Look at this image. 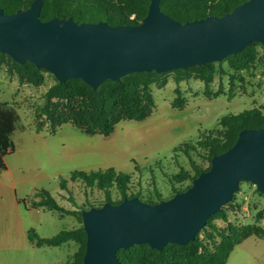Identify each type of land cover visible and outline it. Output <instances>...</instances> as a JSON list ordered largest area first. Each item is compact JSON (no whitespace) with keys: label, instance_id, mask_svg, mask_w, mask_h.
<instances>
[{"label":"rangeland","instance_id":"obj_1","mask_svg":"<svg viewBox=\"0 0 264 264\" xmlns=\"http://www.w3.org/2000/svg\"><path fill=\"white\" fill-rule=\"evenodd\" d=\"M242 57H226L212 62L204 70L179 72L174 69L162 76H153L149 84L156 104L153 113L141 120L120 121L110 135H89L72 123L62 125L53 134L43 130L44 134L36 137L32 149L38 163L33 173L35 183L18 187L20 203L17 193L11 189L0 194V264H76V253L81 247L79 238L61 246L36 247L27 237L32 228L42 236L78 228L83 225L82 209L98 207L108 201L106 191L88 186L80 179L72 180L74 171L112 169L116 173L130 174L128 194H135L143 201L156 199L157 191L168 199L191 185L195 168L182 152L184 145L196 144L210 131L218 130L224 116L255 108L264 112V46L258 44ZM128 81H136L135 87L141 88L139 78L129 77ZM57 82L51 72L31 64L19 65L0 52V104L13 107L19 114L18 128L13 135L16 151L7 156L12 168L21 163L22 129L28 126L36 129L37 112L44 105L47 92L56 87ZM54 94L52 100L64 106L66 100L58 90ZM40 123L44 129H50L46 115L41 117ZM77 134L82 139L77 138ZM69 143L83 147L75 155L71 153L70 162L63 161ZM191 157L204 168L210 163L204 150H191ZM181 168L185 171L181 172ZM13 170L3 171L0 182L11 183L14 175L24 178L27 174ZM62 178L67 179L66 189L59 184ZM41 189L48 190L64 211L45 210L47 208L36 205L40 196L34 193ZM110 197L114 202L122 198L117 187L110 188ZM25 203L44 210L26 209ZM222 207L228 219L214 217L211 224L222 229L228 227V222L264 228V194L255 184L241 182L233 200ZM208 232L220 241L212 226H206L200 231L197 244L188 248L193 255L202 254L205 246L213 249V243L207 239ZM254 255L264 263V239L245 240L235 248L227 264H255Z\"/></svg>","mask_w":264,"mask_h":264},{"label":"water","instance_id":"obj_2","mask_svg":"<svg viewBox=\"0 0 264 264\" xmlns=\"http://www.w3.org/2000/svg\"><path fill=\"white\" fill-rule=\"evenodd\" d=\"M150 0L138 24L78 22L73 17L41 20L44 0L6 13L0 6V52L33 63L60 83L81 78L94 90L133 72L158 73L219 62L253 42L264 46V0H246L222 15L180 22ZM241 182L264 194V127L244 128L235 143L213 156L210 168L184 191L157 203L126 197L82 209L87 235L83 264H123L118 250L147 243L194 241L207 220L231 202Z\"/></svg>","mask_w":264,"mask_h":264},{"label":"trees","instance_id":"obj_3","mask_svg":"<svg viewBox=\"0 0 264 264\" xmlns=\"http://www.w3.org/2000/svg\"><path fill=\"white\" fill-rule=\"evenodd\" d=\"M32 1L0 0V6L6 13H13L18 9L29 7ZM244 1L246 0H162L160 7L164 12L184 23L204 18L209 14L222 16ZM149 4L150 0H44L40 18L46 21L53 17L68 18L71 16L78 22L104 20L112 25L138 24L146 16ZM132 15L135 16L132 17ZM258 44L261 43L253 42L241 52L229 56L243 58L242 56H245L249 49ZM18 64L35 66L31 62ZM210 65L211 63H205L175 70L179 72H189L193 69L204 70ZM163 73L133 72L124 76L120 81L105 80L98 90H94L81 78H70L64 83L57 82L56 87L47 92L46 101L37 112L36 130L38 132L45 130L53 134L64 123H72L88 134L110 135L120 121L141 120L153 113L156 104L149 90V84L153 81V76H162ZM129 77L139 78L141 88L135 87L138 84L136 81L130 83ZM55 90H58L62 98L66 100L62 107L52 100ZM174 105L177 106V104ZM59 107H61L60 111ZM43 115L49 119L50 129H44L40 123ZM18 122L17 111L13 107L0 104V172L7 169L6 158L15 151L13 135L18 128ZM219 125L218 130L210 131L196 144H185L182 148V152L190 158L195 168L192 180L210 168L214 155L226 151L235 143L242 129L264 127V112L261 108H255L238 114H229L220 119ZM191 150L197 152L204 150L210 161L209 165L205 168L197 165L191 157ZM184 171L185 169L181 168V172ZM175 177L178 178V176ZM71 178L72 180H83L88 186H97L106 191L107 200L113 204L120 203L126 197L137 196L128 194L131 176L127 173H116L112 169L90 172L78 170L72 172ZM66 183L67 179L62 178L61 188L66 189ZM113 186L117 187L122 195V198L116 202L110 197V188ZM189 186L176 192L184 191ZM156 195V199L148 198L144 201L157 203L164 199L158 191ZM35 196H40L36 205L48 210L64 211V207L49 191L37 190ZM92 207L96 206L92 205ZM80 215L82 217V210ZM219 216L225 220L228 219L223 207L208 218L206 226H212L215 233L220 236V241H217L212 232H208L207 239L213 243V249L205 246L200 255L195 256L188 249L191 245L197 244L199 232L194 241L185 245L169 243L162 250H157L147 243L135 244L126 249H119L118 256L123 264H225L235 246L245 238L252 235L264 237V228L255 225L239 226L228 222V227L222 229L211 224V220ZM74 238H79L81 241L80 250L76 253V264H83L87 240L83 225L78 228L63 229L52 236H42L34 228L28 231L29 241L36 246H61Z\"/></svg>","mask_w":264,"mask_h":264},{"label":"crops","instance_id":"obj_4","mask_svg":"<svg viewBox=\"0 0 264 264\" xmlns=\"http://www.w3.org/2000/svg\"><path fill=\"white\" fill-rule=\"evenodd\" d=\"M66 124V123H64ZM63 124V125H64ZM62 128V125L61 127L58 129V131ZM80 129V128H78ZM23 133L21 134L20 136V141H19V144H21V146L23 145L24 147V150H23V154H19L21 155V163L20 165L12 168L8 158H6V162H7V169L10 171V169L12 171H14L13 169H16V173H18L19 171H21V173H27L26 176H24L23 178V175L20 176L19 174H17L16 176L14 175L11 179H12V182L9 183L7 181L5 182H0V194H3L4 192L6 191H9L10 189L13 190L15 193H17V196H18V187H24V185L26 184H32V183H35V177L33 176V173L36 171V167H38V163H37V159H35L34 155H33V152H32V149L34 147V144L36 142V137H39V136H42V134H44L43 132L44 131H40L38 132L33 126H28V127H25L22 129ZM57 131V132H58ZM84 132V131H83ZM16 133V132H15ZM85 133V132H84ZM88 134V133H86ZM89 135H93V134H89ZM95 135H98V134H95ZM102 135V134H100ZM77 138H81L78 134H77ZM82 139V138H81ZM16 146V145H15ZM65 146V145H64ZM66 149L64 150V153L65 154V157L63 159V161H71V158L70 157H73V155L71 156V153L72 154H76L77 152L81 151V149L83 148L82 146H79L78 144H75V143H69L68 146L65 147ZM16 151V149H15ZM14 151V152H15ZM20 153V152H19ZM86 153V152H85ZM63 163V162H62ZM6 169V170H7ZM5 171V170H4ZM3 172V171H2ZM2 172H0V175L2 174ZM20 176V178H19ZM1 177V176H0ZM61 180V179H60ZM59 184H60V181H59ZM48 191V190H47ZM37 192V191H36ZM35 192V193H36ZM34 193V195H35ZM19 200V196H18V199L17 201ZM21 200V199H20ZM19 203L21 201H18ZM26 209L28 208H40V207H31L30 205L26 204L25 205ZM40 209H43V208H40ZM44 210V209H43ZM45 210H48V209H45ZM25 234L27 235V230H25ZM28 237V235H27ZM249 238H253L255 239L256 242H259V241H263V237H259V236H255V235H252V236H249L247 238H245L241 243L237 244L235 246L238 247L240 245H243L244 241L249 239ZM29 240V239H28ZM30 242V241H29ZM31 243V242H30ZM32 244V243H31ZM33 245V244H32ZM35 247V246H34ZM37 247V246H36ZM235 248L233 249V251L231 252V256L232 254L235 252ZM230 257V256H229ZM231 258V257H230ZM229 259V258H228ZM253 259H254V262H256L255 264H264L262 263L261 259L257 257V255H254L253 256ZM228 261V260H227ZM228 262H226L225 264H227Z\"/></svg>","mask_w":264,"mask_h":264}]
</instances>
